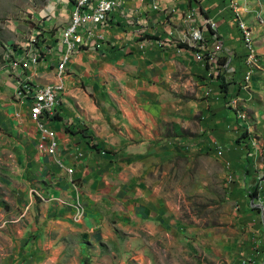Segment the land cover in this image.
Listing matches in <instances>:
<instances>
[{"label": "crops", "instance_id": "1", "mask_svg": "<svg viewBox=\"0 0 264 264\" xmlns=\"http://www.w3.org/2000/svg\"><path fill=\"white\" fill-rule=\"evenodd\" d=\"M75 3L31 0L0 25V146L13 162L0 169L12 189L0 200V264H159L162 251H176L158 244L177 240L179 160L192 163L196 153L235 170L264 152V0H239V16L255 38L251 61L226 0H116L108 26L107 20L93 31L105 47L74 53L67 74L44 64L23 72L38 87L63 84L49 122L58 149L49 156L36 149L39 134L26 104L12 101L22 73L6 58L27 54L35 63L40 50L20 54L12 45L21 30H33L31 40L44 27L61 41ZM206 19L216 23L222 43L226 68L219 74L215 63H204L208 48L196 58L179 47L182 39L199 46L191 27L208 34ZM145 38L169 43L162 50ZM48 46L55 55L58 44ZM246 70L253 72L249 89L242 86ZM235 111L245 117L242 126ZM241 129L253 139L239 140ZM230 188L243 192L240 184ZM256 193L241 201L238 223L247 235L260 218L263 232L253 247L263 250L264 179ZM192 227L186 224L185 233Z\"/></svg>", "mask_w": 264, "mask_h": 264}, {"label": "rangeland", "instance_id": "2", "mask_svg": "<svg viewBox=\"0 0 264 264\" xmlns=\"http://www.w3.org/2000/svg\"><path fill=\"white\" fill-rule=\"evenodd\" d=\"M30 1L0 0V25L15 16L18 9L26 6ZM20 16L22 17V15ZM22 19L21 25L27 26V19H24V16ZM30 28L34 29L33 26ZM24 30H21L20 35L23 34L21 39L16 44H12L15 48H19L16 52L19 51L20 54L31 49V42H38L40 33L35 34L30 40L33 30L28 31L29 34ZM195 32L196 30L193 34ZM63 33L62 31L61 41ZM7 36L12 38L13 34L7 30ZM0 39L4 40L1 32ZM12 45L11 47H13ZM200 49L203 51L202 48ZM24 55L27 56V54ZM18 56L14 59H20ZM253 136L252 132L241 129L239 140H251ZM7 149L5 146H0V169L4 172L13 165L9 155H2L3 152H9ZM192 159V163L189 159L187 161L182 159L178 162L176 176L178 182V236L177 240H171L170 244L167 240H162L158 244L162 250L171 247L172 250L176 248V251H172L171 254L162 251L163 253L159 255V264H261L262 249L253 247L254 242L256 244L259 242V236L263 232L261 225L258 224L260 218L258 217L257 222L254 223L252 233L249 232L247 235L244 233V229L239 227L238 219L241 214V201L251 199L250 195L257 190L260 180L264 178V152L248 160L251 164L235 170L230 169L229 163L221 164L212 156L203 158L200 154L195 153ZM186 165L187 167L192 165V171L188 169L186 172ZM243 175L250 178L244 179ZM10 178L7 174L0 175V193L5 195L4 197L0 195V200L9 199V193L12 191ZM232 184L242 185L241 195L236 196L231 191ZM5 206L8 208L9 202ZM186 224L188 228L193 226L192 233L189 229L187 234L185 233Z\"/></svg>", "mask_w": 264, "mask_h": 264}, {"label": "built area", "instance_id": "3", "mask_svg": "<svg viewBox=\"0 0 264 264\" xmlns=\"http://www.w3.org/2000/svg\"><path fill=\"white\" fill-rule=\"evenodd\" d=\"M86 9L85 15H78V21L75 26L70 29L69 38H76V47H69L67 41H59L58 35H51L50 31L47 32L44 27L40 28L38 34V42H31V52L33 50H40V57L35 63H27V56L21 57V59H14V54H8L6 59L10 60V66L13 70H19L22 73V81L17 82L13 94L12 101L19 105L26 104L28 108V115L32 123L34 124L39 137L36 143V149L38 152L55 156L58 149V142L56 138V132L51 128L49 122L57 116V108L60 98L63 92L60 87L54 81V88L42 89L41 87H35L31 80V76L23 74V72L35 68L40 64L48 66L50 69L56 72H65L67 74V64L72 55L84 49H100L105 47L104 37L95 36L96 18L98 15H106L107 9H115L119 5L115 4V0H85ZM228 9L231 11V22H239V34L242 44L247 49L246 59L248 61L255 58V38L250 26L242 19L238 17V3L239 0H226ZM188 18V14H185ZM108 23L105 27L108 26ZM203 28H206L209 33H205L199 27H191L192 30H196V34L199 37V47H190L185 39H182V44L186 45L193 52L197 58V53L200 48H208V57L204 63H215L216 74L223 68H226L225 56L222 54V43L218 39L216 33V23L210 19H206L203 24ZM142 33V31H139ZM142 40V38H140ZM102 43H100V42ZM142 42V41H141ZM212 42V44H210ZM166 43H157V38H151V46L164 49L168 46ZM58 44V51L55 55H48V45ZM142 46H140L141 48ZM253 72L246 70L242 78V86L245 89L250 88ZM16 95H23V102H16ZM232 100H227V104L232 108ZM239 126L244 124V117L239 115L238 111H235ZM15 116L18 118L19 114ZM70 173V171H69ZM262 262L264 264V249L261 252Z\"/></svg>", "mask_w": 264, "mask_h": 264}, {"label": "bare ground", "instance_id": "4", "mask_svg": "<svg viewBox=\"0 0 264 264\" xmlns=\"http://www.w3.org/2000/svg\"><path fill=\"white\" fill-rule=\"evenodd\" d=\"M115 4H116V0H115ZM239 7H240V5L238 3V17L240 18V16H239ZM85 9H86V1L85 0H77V3H75V7H74V10L72 12V17H71L70 24H69L68 28L64 31L63 38H62V41H67L68 40V46L69 47H76V38H69L70 29L77 24L78 15H85ZM113 10L114 9H107L106 10V15H98V17L96 18L97 28H99L98 26H103L104 24H106V22H107V20H108V18L110 16V14H111V12ZM188 17H189V13H188ZM238 26H239V23H238ZM192 36L194 37V39H196L197 41H199V37L197 36L196 32L194 34H192ZM185 41H186V39H185ZM157 43H158V39H157ZM187 44H188V42H187ZM48 55H49V46H48ZM27 63H28V58H27ZM64 73L65 72H59V75H63ZM56 84L60 87V90L63 89V84H62L61 80L58 83H56ZM33 85L35 87H38L34 83H33ZM41 88L42 89H52V88H54V85L53 86H47V87H41ZM18 97L19 98H23V95H18ZM16 102H17V95H16ZM232 109H233V100H232ZM239 115H240V112H239ZM244 123H245V117H244ZM77 208H78V217H80L81 216V208H80L79 205H77Z\"/></svg>", "mask_w": 264, "mask_h": 264}, {"label": "trees", "instance_id": "5", "mask_svg": "<svg viewBox=\"0 0 264 264\" xmlns=\"http://www.w3.org/2000/svg\"><path fill=\"white\" fill-rule=\"evenodd\" d=\"M147 38H148V37H147ZM145 39H146V38H145ZM146 40H151V38H150V39H146ZM179 47L184 48V49L191 50V49H189L186 45H183V44H182V45H179ZM220 86H221L222 89H224V84H223V83H221ZM263 179H264V178H263ZM256 191H257V190H255V191L250 195L251 198H256V195H257Z\"/></svg>", "mask_w": 264, "mask_h": 264}]
</instances>
